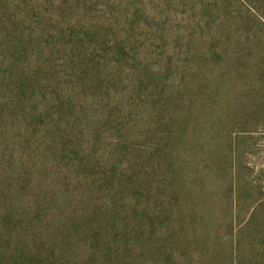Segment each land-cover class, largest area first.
<instances>
[{
    "label": "rangeland",
    "instance_id": "rangeland-1",
    "mask_svg": "<svg viewBox=\"0 0 264 264\" xmlns=\"http://www.w3.org/2000/svg\"><path fill=\"white\" fill-rule=\"evenodd\" d=\"M0 264H264V0H0Z\"/></svg>",
    "mask_w": 264,
    "mask_h": 264
}]
</instances>
